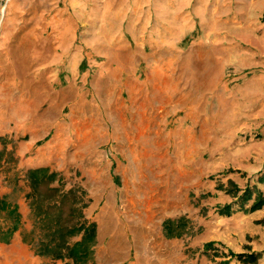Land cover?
<instances>
[{
	"label": "rangeland",
	"instance_id": "obj_1",
	"mask_svg": "<svg viewBox=\"0 0 264 264\" xmlns=\"http://www.w3.org/2000/svg\"><path fill=\"white\" fill-rule=\"evenodd\" d=\"M262 16L264 0H0V199L21 216L8 236L0 215V264H64L26 241L37 167L85 192L87 264H264V206L248 211L264 199Z\"/></svg>",
	"mask_w": 264,
	"mask_h": 264
},
{
	"label": "trees",
	"instance_id": "obj_2",
	"mask_svg": "<svg viewBox=\"0 0 264 264\" xmlns=\"http://www.w3.org/2000/svg\"><path fill=\"white\" fill-rule=\"evenodd\" d=\"M264 25V16L260 19ZM59 175L48 167H37L27 170L26 178L32 227L29 231L27 243L34 255L49 258L52 261H64V264H87L93 254L96 243L97 228L94 222H89L84 216V209L88 202L84 201L85 192L75 187L64 188L56 182ZM56 182V183H55ZM245 201L251 197V192L245 190L242 194ZM264 206V199L260 192L248 211H254ZM229 214V211H224ZM3 213L13 218L8 231L11 236L20 227V214L16 206H10L4 199H0V215ZM79 239H76L78 238ZM9 237H0V241H8ZM25 240V239H24ZM212 243L206 244V249ZM260 254L232 253L224 257H234L241 264H254ZM224 260L219 264H228Z\"/></svg>",
	"mask_w": 264,
	"mask_h": 264
},
{
	"label": "crops",
	"instance_id": "obj_3",
	"mask_svg": "<svg viewBox=\"0 0 264 264\" xmlns=\"http://www.w3.org/2000/svg\"><path fill=\"white\" fill-rule=\"evenodd\" d=\"M70 35H68L69 36V39H70V41H71V43L73 42V40H74V35L72 34V33H69ZM65 36V35H64ZM232 263L231 264H234V261H231Z\"/></svg>",
	"mask_w": 264,
	"mask_h": 264
}]
</instances>
